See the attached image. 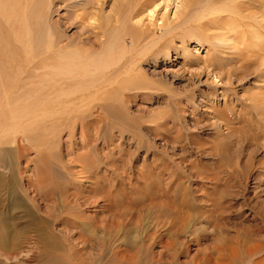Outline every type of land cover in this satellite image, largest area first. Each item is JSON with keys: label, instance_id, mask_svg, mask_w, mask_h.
Returning <instances> with one entry per match:
<instances>
[{"label": "rangeland", "instance_id": "obj_1", "mask_svg": "<svg viewBox=\"0 0 264 264\" xmlns=\"http://www.w3.org/2000/svg\"><path fill=\"white\" fill-rule=\"evenodd\" d=\"M130 1L55 0L50 10L51 23L58 27L66 42L83 39L95 43L98 49L108 41L112 26L122 27L116 23L121 18L123 4ZM132 1H135L133 10L138 18L134 14L130 24L142 31L148 41L151 35L156 40L162 38L166 47L163 49L159 42L157 48L165 51L155 48L157 55L142 63L141 71L146 75H141L140 83L151 89L130 92L129 109L113 106L110 120L117 124L115 127L123 128V134L115 127H107V131L104 127V132L109 134L108 140H111L106 150L109 153L107 169L101 172L106 177V187H130V193L134 191L136 195L140 192L146 195L149 188L158 189L156 200L163 206L160 213L163 216L169 214L173 226L170 236L174 246L172 264H264V137L260 134L257 141L250 139L263 124L258 123L259 117L251 118L249 114L252 109L264 108V105H255L259 97L264 100V45L253 40L254 34L249 42L252 48L246 47L248 42L247 45L237 41L231 33L234 25L231 23L235 21L222 12L229 5L243 12L248 0H201L203 8L197 0H183L184 4L180 0H141V10L137 6L139 12L136 7L138 0ZM238 4L242 5L239 7ZM248 4L253 7V12L263 17L264 0H249ZM205 7L213 13L204 14V27L197 31L194 26H184L191 16L194 18L191 17L190 21H195L196 15L200 16ZM227 23L229 27L226 29ZM251 24L255 26L252 20ZM244 29L242 26L239 32L244 34ZM259 29L264 35V28L261 26ZM225 37L233 41H224ZM126 42L130 46L129 38ZM228 71L240 79L233 77L230 82ZM121 99V96L117 99L119 103ZM177 100L182 111L174 103ZM225 107L226 114L232 115V122H228V118H214L212 114L214 108L222 110ZM183 116L185 121L179 122ZM170 117L179 118L180 133L177 128L170 129ZM156 119L159 122L169 119L168 129L167 126L157 129L154 126ZM76 127L77 130L74 128L71 132L73 134L64 128V132L54 139L49 152L40 137L36 147H29L27 141L22 140L21 144L28 147L19 164L23 176L21 186L27 194L36 197L39 204L45 197L32 194L28 180H36V176L43 174L47 179L44 183L48 184L46 190H55L61 195V188L68 185L62 165L65 164V168L71 164L78 165L80 160L77 158L85 153L80 149L84 144L81 130ZM178 133L181 138H178ZM165 135H171V138ZM195 138L200 146L193 141ZM100 142L94 143L97 149L103 145ZM214 143L220 146V151ZM4 148L8 146H0L1 176L10 170L5 167L9 159L4 156ZM79 166L72 168L74 172L81 170ZM11 182L9 180L8 184ZM147 183L158 185L150 187ZM3 188L0 187V217L16 219L21 224L23 230H19V242L26 241L24 239L29 235L43 234L42 220L23 213L22 205ZM134 192L133 197H136ZM48 212H44L45 218L48 216L55 221L56 214ZM59 220L56 230L60 231L63 229ZM3 258L0 256V264H9Z\"/></svg>", "mask_w": 264, "mask_h": 264}, {"label": "bare ground", "instance_id": "obj_2", "mask_svg": "<svg viewBox=\"0 0 264 264\" xmlns=\"http://www.w3.org/2000/svg\"><path fill=\"white\" fill-rule=\"evenodd\" d=\"M52 1L55 0H0V146H8L4 148L3 153L9 159L5 167L10 168L8 173L0 175V187H4L6 194L14 197L22 205L23 213H30L33 218L42 220L43 224V226L40 224L43 227L40 226L43 234L40 236L32 234L28 238L24 236L27 238L24 239L26 241L19 242L18 233L19 230H23L20 228L21 224L16 219L0 217L2 254L0 256L9 264H172L174 246L170 236L173 226L169 220L171 216L169 217V214L163 216L160 213L163 206L161 207L156 200L158 189L155 191L148 187L146 195L143 194L144 197L141 192L137 193L141 195L140 199L134 191L136 197H133L130 187H106V177L104 173L101 174L107 169L109 153L106 150L111 141L108 140L109 134L104 132V127L114 129L117 125L112 124L110 120L113 106L127 108L130 105L131 96H128L130 92L151 89L149 86L144 87L145 83H140L141 75L145 74L141 67L150 56L157 55L158 51L155 50L160 51L161 48L157 46L163 40L162 38L156 40L155 36L151 35L148 41V37L142 31L133 28L130 23L137 13L133 10L135 1L131 0L132 2L123 4L121 18L116 23L122 27L112 26L108 32V41L103 42L98 49L95 43L83 39L66 42L58 27L51 23ZM140 1H137L136 7H140L141 10ZM180 1L183 3V0ZM196 2L202 5L201 0ZM168 3L170 4V1ZM193 3L195 4L194 1ZM248 3L249 0L243 12L240 9L237 11L234 5L227 6L222 12L228 16L227 18L235 21L233 23L227 19L235 25L231 33L237 41L241 40V43L247 44L254 34L253 40L264 45V35L259 29L261 26L264 28V15L262 17L259 13L253 12V7ZM143 5L142 10L145 9ZM238 5L240 7L242 4ZM197 12L199 14V11ZM206 13L208 15L213 12L205 7L200 16L195 14L197 16L195 21H190L191 17L194 18L191 16L183 25L194 26V30H200L204 27L202 21ZM251 20L255 23L254 27ZM226 25L227 29L229 24ZM242 26L249 33L244 29V34H241L239 31ZM126 38L130 39V46ZM223 40L233 41L226 37ZM250 43L246 47L252 48ZM165 47L163 44L162 48ZM229 71L230 82L233 77H236V80L240 79ZM120 96L122 101L119 103L117 99ZM261 98L263 97L255 98L258 100L255 105L257 103L258 106L264 105ZM186 99L188 102L191 101L189 97ZM174 103L180 111L179 101ZM226 109L214 108L212 113L214 118H228V122H232V115H227ZM249 114L252 115L251 118L259 117L258 123L263 124L259 127V132L250 137L252 141H257L260 134L264 137V108L252 109ZM158 119L154 125L157 129L166 127L170 119L172 123L170 129L177 128L179 133L182 130L179 122L185 121L184 116L180 121L176 117H170L163 122H159ZM76 126L81 130L84 144L80 149L85 150V153L80 154V157L78 155L77 159L80 160L78 165L71 164L67 168L65 164L62 165L64 176L68 178V187L61 188V192L63 190L61 195L55 190L49 192L46 190L48 184L44 183L47 179L43 174L36 176V180H28L29 187L33 189L32 194L45 197H41L44 200L39 204L36 197L27 194L21 186L23 176L19 164L25 157L28 147L21 144L22 140L24 138L29 147H33L37 140L42 138L49 152L57 136L64 132V128L70 131L69 134H73L71 132ZM120 127L115 129L123 134L124 130ZM76 128L74 130H77ZM170 136L166 137L171 138ZM178 138H181L180 135ZM196 139L193 141L200 146ZM99 140L103 145L97 149L94 143ZM75 166H79L81 170L74 172L72 168ZM6 179L12 182L8 184L9 180ZM146 180L148 182L149 179ZM154 184L157 183L152 185ZM47 210L56 214L55 221L48 216L45 218L44 212ZM19 219H22V216ZM58 219L59 226L63 229L60 231L56 230ZM157 248L161 251H156Z\"/></svg>", "mask_w": 264, "mask_h": 264}]
</instances>
